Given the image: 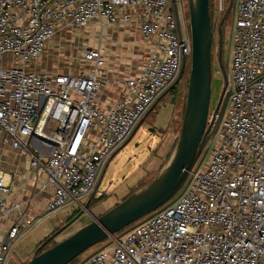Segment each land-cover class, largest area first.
I'll list each match as a JSON object with an SVG mask.
<instances>
[{
  "label": "built area",
  "instance_id": "2783aa9c",
  "mask_svg": "<svg viewBox=\"0 0 264 264\" xmlns=\"http://www.w3.org/2000/svg\"><path fill=\"white\" fill-rule=\"evenodd\" d=\"M95 23L135 25L152 47L141 72L126 81L127 95L107 112L100 46H83L77 73L31 70L58 33ZM191 59L184 0H0V143L46 176L37 181L40 193L52 191L32 220L24 203L0 197V219L10 222L0 264L15 259L37 221L83 210L111 160ZM208 126L206 147L178 194L78 264H264V0H237L229 72ZM8 179L0 168L2 195L10 193Z\"/></svg>",
  "mask_w": 264,
  "mask_h": 264
},
{
  "label": "rangeland",
  "instance_id": "374dc122",
  "mask_svg": "<svg viewBox=\"0 0 264 264\" xmlns=\"http://www.w3.org/2000/svg\"><path fill=\"white\" fill-rule=\"evenodd\" d=\"M184 1L188 4V0ZM236 7L237 0H225L223 3L221 0H212L210 13L215 42L212 63L211 110L219 102L229 72ZM222 22L223 46L222 53L219 56V40L221 37L219 27ZM101 35L99 31L95 32L88 29L59 33L49 45L50 51L53 52L52 57H47L51 52L48 55L46 53L40 61L35 63L34 70L52 69L48 70L50 73L52 71L53 73H68L71 72L70 70L73 67L77 70L81 64L83 46H97L101 42ZM108 39L112 47L117 45V40H113L114 38ZM118 41L120 43L118 46H124L127 49L126 40ZM139 55L136 53L135 58L129 62L133 66L132 69L140 66L143 58ZM6 60H10V57L7 56ZM10 67V65H7L5 69ZM190 71L191 61L189 60L177 83L165 93L142 121L125 147L111 160L99 182L98 191L94 197L85 202L83 210L78 211L76 208H68L50 218L37 221L32 230L20 241L16 248V257L12 259L10 264H21L20 261L28 262L34 256L36 250L41 245L43 246L49 238V243L44 249L69 238L92 223L94 219L101 217L121 204L128 196L144 187L158 175L174 152L181 133ZM205 164H207L206 161L204 169ZM88 203L89 206L86 208ZM60 215H63L62 219L60 218L56 225L54 221ZM74 217L76 218L68 224ZM98 246L88 250L72 264L84 261L97 250Z\"/></svg>",
  "mask_w": 264,
  "mask_h": 264
},
{
  "label": "water",
  "instance_id": "95a60500",
  "mask_svg": "<svg viewBox=\"0 0 264 264\" xmlns=\"http://www.w3.org/2000/svg\"><path fill=\"white\" fill-rule=\"evenodd\" d=\"M188 8L192 59L187 102L181 133L167 164L156 177L121 204L94 219L69 238L42 251L49 243V239L36 250L31 260L20 261L21 264H71L112 235L166 205L183 187L209 139L214 39L210 0H188ZM222 26L223 22L219 27L221 38ZM222 46L221 39L219 56L222 53ZM88 206L89 203L86 208ZM4 242L7 243V237Z\"/></svg>",
  "mask_w": 264,
  "mask_h": 264
},
{
  "label": "crops",
  "instance_id": "0c3cea01",
  "mask_svg": "<svg viewBox=\"0 0 264 264\" xmlns=\"http://www.w3.org/2000/svg\"><path fill=\"white\" fill-rule=\"evenodd\" d=\"M87 29L95 32L99 31V33L102 34L101 42H99V44H97V46L95 47H89L96 48L100 46L103 50V56L107 62L106 69L109 83L100 94L101 108L103 111L107 112L110 111L118 101H120L124 96L127 95L128 87L126 86V81L137 76L142 70L143 59L140 63V66L138 68L135 67L134 69H132V64L129 63L131 59L135 58L136 53L140 54L139 56L143 58L144 55L152 49V47L142 40L140 33L135 25L126 26L120 24L113 28L107 26L100 28L98 24L95 23ZM70 30L81 29H69L63 32ZM108 38H114L113 40H117V45L112 47L109 44ZM122 39L127 41V49L124 46H118L120 45V43H118V40ZM49 45L46 53L48 55L51 52V55L49 54L47 56L48 58L52 57L53 54V52L50 51ZM41 59L42 57L38 61H40ZM33 65L34 66H32L31 70H34L35 63ZM83 69L84 63L81 62L80 67L77 70L75 67H73L72 70H70L71 72L68 73H77ZM48 70L34 71L48 74H57L53 73V71L50 73V71ZM0 168L8 174L10 178L8 180L11 181L9 195H2L0 193V197H4L10 205H14L16 202L24 203L22 207V213L28 220H32L41 216L45 212L47 205L52 197L51 190H47L42 193L39 192V184L37 181L41 180L45 182L46 176L44 174L37 173L31 168V162L27 155L21 154L19 151L11 147H5L1 143ZM62 216L63 215H60L59 217H57V219H55L54 222L56 225L58 224L56 222H59L58 220L60 218L62 219ZM9 225L10 222L8 220L0 219V244H2L6 240Z\"/></svg>",
  "mask_w": 264,
  "mask_h": 264
},
{
  "label": "trees",
  "instance_id": "16d2710c",
  "mask_svg": "<svg viewBox=\"0 0 264 264\" xmlns=\"http://www.w3.org/2000/svg\"><path fill=\"white\" fill-rule=\"evenodd\" d=\"M211 6H212V0H210V11H211ZM150 112H151V111H150ZM150 112H149V113H150ZM132 194H133V193H132ZM132 194H131V195H132ZM131 195H130V196H131ZM130 196H128V197H130ZM128 197H127V198H128ZM127 198H126V199H127ZM126 199H125V200H126ZM125 200H124V201H125ZM76 217H77V216H76ZM76 217H74L72 220H70V221L68 222V224H69L70 222H72ZM49 239H50V238H49ZM49 239H48V240H49ZM48 240H47V241H48ZM55 245H56V244H55ZM41 246H42V245H41ZM51 247H52V246H51ZM44 248H45V246L43 247L42 251L48 249V248H46V249H44ZM76 261H77V260H75V261L72 262V263H75ZM72 263H71V264H72Z\"/></svg>",
  "mask_w": 264,
  "mask_h": 264
},
{
  "label": "flooded vegetation",
  "instance_id": "af4514ba",
  "mask_svg": "<svg viewBox=\"0 0 264 264\" xmlns=\"http://www.w3.org/2000/svg\"><path fill=\"white\" fill-rule=\"evenodd\" d=\"M222 29H223V26H222ZM221 29V30H222ZM223 33V32H222ZM214 34V33H213ZM220 35V34H219ZM221 37H220V40H219V42L221 41ZM223 40V39H222ZM214 42H215V36H214V40H213V49H214ZM214 51L212 50V53H213ZM213 59H214V53H213V55H212V63H213Z\"/></svg>",
  "mask_w": 264,
  "mask_h": 264
}]
</instances>
